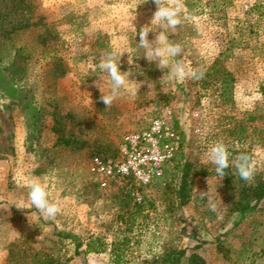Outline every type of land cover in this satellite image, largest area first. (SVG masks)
I'll return each mask as SVG.
<instances>
[{
	"label": "rangeland",
	"instance_id": "1",
	"mask_svg": "<svg viewBox=\"0 0 264 264\" xmlns=\"http://www.w3.org/2000/svg\"><path fill=\"white\" fill-rule=\"evenodd\" d=\"M156 3L183 5L181 24L163 31L203 78L169 81L171 64L143 57L138 33ZM108 53H123L120 70L135 82L110 106L98 68ZM155 121L167 133L160 145L172 148L161 175L147 184L101 175L96 162L117 159ZM215 143L230 153L222 179L205 163ZM241 155L250 182L236 170ZM34 178L60 207L55 219L30 205ZM258 183L264 0H0V264H161L182 251L178 264L191 254L264 264Z\"/></svg>",
	"mask_w": 264,
	"mask_h": 264
},
{
	"label": "clouds",
	"instance_id": "2",
	"mask_svg": "<svg viewBox=\"0 0 264 264\" xmlns=\"http://www.w3.org/2000/svg\"><path fill=\"white\" fill-rule=\"evenodd\" d=\"M182 8L183 5L179 3L175 6L157 4V10L151 20V26L142 27V30L138 33V45L145 49L143 57L148 62L155 64L157 68L161 69L169 68L171 64V68L167 74L169 81L201 79L204 75L202 71L193 69L177 59L182 56V47L179 44L171 42L168 35L163 31V27L165 26L168 29L174 30L181 24L180 14ZM158 28L161 29V31L155 35L154 40L150 41L148 39L149 33H157ZM121 55L117 58L114 53H108L98 65V68L102 72H105L109 78V92L104 96H100V99L106 106H110L122 92L129 91L130 86L135 83L129 79L131 75L130 72H122L120 70L119 61ZM205 156V163H210L215 166L217 176L220 177V179L225 177V170L230 166V153L226 146L223 143H215L208 148ZM234 163L239 177L242 180L247 182L253 180L254 168L249 162L247 155H241ZM29 187L28 200L30 201V205L36 208L45 218L55 219L61 209L57 203L49 200V193L46 187L38 178L32 179Z\"/></svg>",
	"mask_w": 264,
	"mask_h": 264
},
{
	"label": "built area",
	"instance_id": "3",
	"mask_svg": "<svg viewBox=\"0 0 264 264\" xmlns=\"http://www.w3.org/2000/svg\"><path fill=\"white\" fill-rule=\"evenodd\" d=\"M164 133L162 124L159 121L153 122L148 132L127 139L119 148L117 159L97 161V170L106 177L132 178L141 184L149 183L161 175V168L168 158L169 151L172 150L160 145L159 138ZM100 184L105 188L107 182L101 180Z\"/></svg>",
	"mask_w": 264,
	"mask_h": 264
},
{
	"label": "trees",
	"instance_id": "4",
	"mask_svg": "<svg viewBox=\"0 0 264 264\" xmlns=\"http://www.w3.org/2000/svg\"><path fill=\"white\" fill-rule=\"evenodd\" d=\"M58 141L65 146L70 145V141L68 140L59 139ZM253 196L256 200H261L264 198V183H258L256 185V187L253 189ZM184 256L185 252L182 251L178 253L174 258L173 256H168L167 258L162 260L161 264H178L180 262V259ZM186 264H205V261L200 256L196 254H191L189 258H187Z\"/></svg>",
	"mask_w": 264,
	"mask_h": 264
}]
</instances>
